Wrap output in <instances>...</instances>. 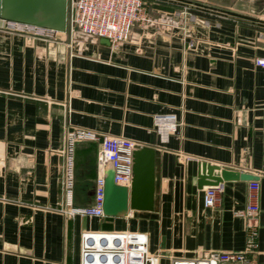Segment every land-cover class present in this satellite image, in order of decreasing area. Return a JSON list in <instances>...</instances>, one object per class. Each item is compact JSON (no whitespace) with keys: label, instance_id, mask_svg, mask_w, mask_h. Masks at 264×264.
Segmentation results:
<instances>
[{"label":"crops","instance_id":"0c3cea01","mask_svg":"<svg viewBox=\"0 0 264 264\" xmlns=\"http://www.w3.org/2000/svg\"><path fill=\"white\" fill-rule=\"evenodd\" d=\"M144 2L151 16L185 6L197 18L182 16L183 29L134 25L116 49L70 30L45 40L0 28V264H80L81 235L96 231L146 234L158 264L242 252L234 212L250 181L221 183L205 208L202 163L257 177L252 259L264 264V69L253 63L264 57V0ZM168 113L179 125L161 143L153 118ZM72 130L99 139L73 147V208L93 204L101 139L122 137L154 150L153 209L68 217L60 179Z\"/></svg>","mask_w":264,"mask_h":264},{"label":"built area","instance_id":"2783aa9c","mask_svg":"<svg viewBox=\"0 0 264 264\" xmlns=\"http://www.w3.org/2000/svg\"><path fill=\"white\" fill-rule=\"evenodd\" d=\"M70 7L67 17V30L79 38H102L112 49L127 41L134 25L143 28L159 29L173 25L182 27L179 20L187 15L194 22L197 13L188 7L171 12H160L151 16L146 10L144 0H67ZM177 21H174L176 20ZM0 28L31 38L52 40L59 32L12 21L0 20ZM184 31V30H183ZM256 67L264 69V57L253 60ZM154 127L161 143H166L170 135L178 129L176 115H154ZM95 133L85 130L66 131L64 134V163L60 179L61 190L68 210V217L105 218L103 213L105 166L113 171L116 185L130 188L133 178V154L139 147L131 140L122 137H105L100 141L97 156L98 175L95 180L94 201L91 206L72 207L74 186L73 147L78 141H98ZM256 181L249 182V203L235 211L236 217L244 222L245 247L242 252L212 253L199 259H172L171 264H255L252 254L258 236L260 209L256 203L258 191ZM223 186H206L203 195L205 208H213L220 201ZM147 235L133 231H96L81 235L80 264H158L159 257L148 252Z\"/></svg>","mask_w":264,"mask_h":264},{"label":"water","instance_id":"95a60500","mask_svg":"<svg viewBox=\"0 0 264 264\" xmlns=\"http://www.w3.org/2000/svg\"><path fill=\"white\" fill-rule=\"evenodd\" d=\"M67 17V0H0V20L63 33L67 28ZM154 154V150L148 147H138L135 150L130 188L116 185L113 171L105 170L103 200L105 217L117 218L127 215L129 210L151 211L153 209ZM230 180L257 181V177L206 163L200 165L197 181L199 189Z\"/></svg>","mask_w":264,"mask_h":264},{"label":"rangeland","instance_id":"374dc122","mask_svg":"<svg viewBox=\"0 0 264 264\" xmlns=\"http://www.w3.org/2000/svg\"><path fill=\"white\" fill-rule=\"evenodd\" d=\"M69 11H70V7H69V5H68V19H69Z\"/></svg>","mask_w":264,"mask_h":264}]
</instances>
